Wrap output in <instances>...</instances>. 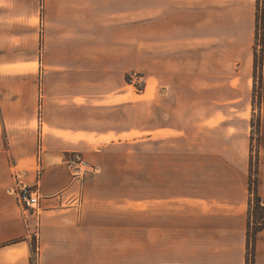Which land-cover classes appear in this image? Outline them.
Returning <instances> with one entry per match:
<instances>
[{"label": "crops", "instance_id": "crops-1", "mask_svg": "<svg viewBox=\"0 0 264 264\" xmlns=\"http://www.w3.org/2000/svg\"><path fill=\"white\" fill-rule=\"evenodd\" d=\"M259 7L264 0H0V264H137L140 225L146 264H264V229L248 263ZM260 92L264 202V60ZM187 103L194 207L150 190L155 162L167 182L182 160L166 152L186 149L170 140L184 132ZM140 145L150 185L141 208L114 189ZM72 154L93 172L75 179ZM17 184L39 187V215L18 204Z\"/></svg>", "mask_w": 264, "mask_h": 264}, {"label": "rangeland", "instance_id": "rangeland-1", "mask_svg": "<svg viewBox=\"0 0 264 264\" xmlns=\"http://www.w3.org/2000/svg\"><path fill=\"white\" fill-rule=\"evenodd\" d=\"M261 38V37H260ZM261 43L258 44L260 46ZM260 51V48L258 47ZM135 87L139 92L140 101L146 100L148 96V86H147V78L145 75L140 74L138 78H136ZM181 92L186 94L187 96L193 95V89L182 88ZM188 104V103H187ZM193 103H189L187 109L185 110V114L181 117L182 127L184 126V132L181 134L180 139H171V142H181L186 146L185 150L181 152L170 150L166 152L167 158L173 159H182L179 163V166H175L173 163L170 167V170L174 173L168 174V181L163 182L160 177H158L159 167L157 162H155V172L156 179L153 185V190L150 188V185L147 181V163L149 157L147 156L145 145H140L138 151L137 160L133 161V166L128 172L123 171L121 176L116 178L117 184H115L114 189L116 191H120L125 195L133 196V198H137L139 203L137 206L146 207V199L148 194V187L151 191H154L155 195L165 194L172 198L171 204L176 205L178 203V198L181 197L180 202L178 203L181 206L185 207H194L196 205L195 195V152H194V143H195V133H194V111H193ZM260 109L258 105H254V112L252 121H254V126L258 124V120L260 117ZM145 105L140 107V128L146 126L147 119L145 113ZM252 136H253V167H252V181H255L256 174L258 172V137L257 131L252 128ZM143 142V143H142ZM146 140L140 141V144H145ZM173 162V161H172ZM178 171H187V174L177 175ZM256 205V204H255ZM256 207V206H255ZM257 208V207H256ZM255 214V210L253 211ZM252 215V222L255 221L256 216ZM257 215V212H256ZM138 252H139V262L137 264H146L145 257L147 255L146 244H147V232L145 225H140L138 232ZM252 252V250H251ZM129 264V263H124Z\"/></svg>", "mask_w": 264, "mask_h": 264}, {"label": "trees", "instance_id": "trees-1", "mask_svg": "<svg viewBox=\"0 0 264 264\" xmlns=\"http://www.w3.org/2000/svg\"><path fill=\"white\" fill-rule=\"evenodd\" d=\"M261 37V38H260ZM261 43L260 46L258 44ZM260 48V51L258 50ZM264 60V7L258 8L257 14V31H256V45H255V95H254V105H258L260 109V94H261V79H262V67ZM260 122L259 117L257 127L254 126V121H252V128L257 131L258 144L260 138ZM253 136H252V148H251V170H250V212L251 218L255 210L256 219L254 222L250 221L248 230V263L253 261L255 252V242L257 234L264 229V202L258 194V172L256 174L255 181H252V167H253ZM259 154V145L257 150V155ZM256 204V205H255ZM257 208H256V207ZM257 212V215H256ZM252 250V252H251Z\"/></svg>", "mask_w": 264, "mask_h": 264}, {"label": "built area", "instance_id": "built-area-1", "mask_svg": "<svg viewBox=\"0 0 264 264\" xmlns=\"http://www.w3.org/2000/svg\"><path fill=\"white\" fill-rule=\"evenodd\" d=\"M66 162L75 179L84 178L94 170L81 154L69 155ZM16 199L26 213L39 215L42 210L41 201L43 196L38 186L27 187L17 184Z\"/></svg>", "mask_w": 264, "mask_h": 264}]
</instances>
